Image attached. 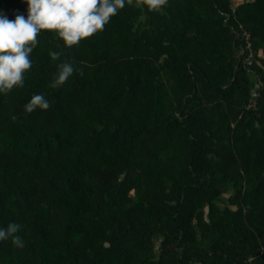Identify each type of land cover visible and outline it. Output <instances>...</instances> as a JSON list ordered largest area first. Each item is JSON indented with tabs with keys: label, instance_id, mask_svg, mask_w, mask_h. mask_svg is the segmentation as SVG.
Returning a JSON list of instances; mask_svg holds the SVG:
<instances>
[{
	"label": "trees",
	"instance_id": "16d2710c",
	"mask_svg": "<svg viewBox=\"0 0 264 264\" xmlns=\"http://www.w3.org/2000/svg\"><path fill=\"white\" fill-rule=\"evenodd\" d=\"M37 40L0 93V225L23 240L0 264H264V0H125L75 45Z\"/></svg>",
	"mask_w": 264,
	"mask_h": 264
},
{
	"label": "clouds",
	"instance_id": "9594fccd",
	"mask_svg": "<svg viewBox=\"0 0 264 264\" xmlns=\"http://www.w3.org/2000/svg\"><path fill=\"white\" fill-rule=\"evenodd\" d=\"M26 15L16 14L9 18L0 11V93L24 84L26 70L32 65L30 53L38 43L37 34L42 29L55 30L64 44L72 46L82 38L102 30L125 0H25ZM153 7L163 5L165 0H148ZM50 56L56 58L59 52L53 50ZM76 71L70 61L57 65V72L51 87L63 84ZM49 99L44 93H33L24 104L31 112L36 108L47 109ZM21 224L9 221L0 225V241L11 239L16 246H23L19 235Z\"/></svg>",
	"mask_w": 264,
	"mask_h": 264
},
{
	"label": "built area",
	"instance_id": "2783aa9c",
	"mask_svg": "<svg viewBox=\"0 0 264 264\" xmlns=\"http://www.w3.org/2000/svg\"><path fill=\"white\" fill-rule=\"evenodd\" d=\"M243 37H244L243 38L244 41L246 42V45H245L246 49L249 50V53L245 57V63H246V65L250 66L254 61V52H253L251 45H250V33L247 30H244L243 31ZM256 95H257V93L254 91L253 96H256Z\"/></svg>",
	"mask_w": 264,
	"mask_h": 264
},
{
	"label": "rangeland",
	"instance_id": "374dc122",
	"mask_svg": "<svg viewBox=\"0 0 264 264\" xmlns=\"http://www.w3.org/2000/svg\"><path fill=\"white\" fill-rule=\"evenodd\" d=\"M239 0H233V4H237Z\"/></svg>",
	"mask_w": 264,
	"mask_h": 264
},
{
	"label": "crops",
	"instance_id": "0c3cea01",
	"mask_svg": "<svg viewBox=\"0 0 264 264\" xmlns=\"http://www.w3.org/2000/svg\"><path fill=\"white\" fill-rule=\"evenodd\" d=\"M240 1H243V0H239L238 3H239Z\"/></svg>",
	"mask_w": 264,
	"mask_h": 264
},
{
	"label": "water",
	"instance_id": "95a60500",
	"mask_svg": "<svg viewBox=\"0 0 264 264\" xmlns=\"http://www.w3.org/2000/svg\"><path fill=\"white\" fill-rule=\"evenodd\" d=\"M240 50V49H239Z\"/></svg>",
	"mask_w": 264,
	"mask_h": 264
}]
</instances>
